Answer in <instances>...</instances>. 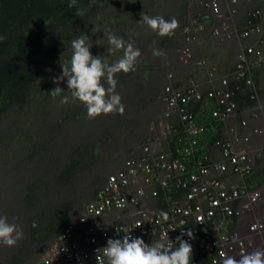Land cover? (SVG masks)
I'll return each instance as SVG.
<instances>
[{"label":"trees","instance_id":"16d2710c","mask_svg":"<svg viewBox=\"0 0 264 264\" xmlns=\"http://www.w3.org/2000/svg\"><path fill=\"white\" fill-rule=\"evenodd\" d=\"M202 1L78 0L76 8H69L70 0H0V35L6 37L0 41V216H7L24 234L14 247L0 245V264H42L65 228L105 183V170H117L153 139L150 127L166 109L163 91L170 75L177 78V86L196 82L202 70L208 78L211 74L226 77L239 106L238 121L260 111L264 60L257 64V53L248 54L239 70V47H231L232 53L221 59L215 50L226 41L216 31L234 24L227 6L231 0H221L223 18L209 13ZM77 8L84 10L83 17L76 14ZM252 8L238 21V32L260 22L254 14L261 6ZM141 13L167 20L175 17L179 28L175 35L162 37L141 22ZM95 26L101 31L94 33ZM200 26L202 31L197 30ZM104 32L134 41L142 54L135 71L117 74L116 91L125 112L90 119L84 104L71 102L67 78L60 83L54 78L62 74L61 58L70 62L71 41L81 35L91 38L93 55H103L109 63L120 58L122 51L108 54ZM98 39L102 45L95 43ZM241 40L243 46L250 40L256 45L264 43V35ZM188 45L192 48L190 65L181 58ZM153 49L165 55L155 56ZM241 71L244 76L239 75ZM57 87L64 91L54 95ZM65 95L69 103L61 104ZM214 106L208 101L196 105L194 111L206 114ZM175 124L182 127L178 120ZM169 138L178 155L179 137ZM224 139L221 130L205 135L201 154ZM244 183L250 189L264 183L261 156Z\"/></svg>","mask_w":264,"mask_h":264},{"label":"built area","instance_id":"2783aa9c","mask_svg":"<svg viewBox=\"0 0 264 264\" xmlns=\"http://www.w3.org/2000/svg\"><path fill=\"white\" fill-rule=\"evenodd\" d=\"M210 6L219 11L216 1ZM167 91L169 107L179 109L186 122L185 160L173 159L169 152L152 154L149 147L144 157L128 160L87 206L79 219L83 228L76 231L70 225L45 264H106L102 248L107 240L122 239L129 232L148 244L163 239L177 247L175 240L182 230H191L194 239L183 236L193 245L191 264H205L207 259L211 264H223L225 256L239 259L241 254L264 250V187L250 191L222 178L250 174L254 165L252 153L241 150L237 139L224 144L221 162L194 159L198 136L214 129V125L199 123L184 107L179 108V101L186 104L199 99L200 92ZM231 95L224 91L210 93L225 106L213 112L215 118L225 120L233 115L237 104L230 100ZM253 133L257 140L254 150L264 155V125ZM244 140L250 142L249 136ZM157 186L169 190L161 199ZM233 203H237L236 207ZM73 234L77 239L72 240Z\"/></svg>","mask_w":264,"mask_h":264},{"label":"clouds","instance_id":"9594fccd","mask_svg":"<svg viewBox=\"0 0 264 264\" xmlns=\"http://www.w3.org/2000/svg\"><path fill=\"white\" fill-rule=\"evenodd\" d=\"M216 1L219 5V11H215L211 8L210 4ZM256 0H231L228 7H230L229 12L232 17V25L225 24L220 30H217L216 33L220 35L221 39L226 41V45L230 47H239L237 49V68L241 70L243 68L242 62H247L248 54L258 55L257 64L264 60V52L257 50L256 47L252 44L243 46L241 38H247L251 36L261 37L264 35V7L255 10V16H258L260 22L245 28L244 31L238 32L236 25L240 20V6L243 3H253ZM134 2V0H133ZM78 0H70L68 5L69 8H76ZM202 4L205 9L209 11L212 15L223 18L225 11L222 6L221 0H203ZM244 6V5H243ZM251 8L246 15L252 11ZM76 14L80 17H83L84 10L77 8ZM142 21L148 27H150L154 32L160 36H173L175 31L179 28V21L173 17L171 20L165 19L164 16H149L145 13H141ZM101 19V17H97ZM250 23V21H249ZM198 31H202L203 27H199ZM92 31L99 32L101 31L98 27H94ZM190 31V29L188 30ZM187 31V32H188ZM246 32L248 35H246ZM108 41V54H115L117 51H122V56L116 61L109 63L107 60L103 59V55H93L90 49L93 44L89 43L91 38L88 35H81L76 39L71 41L72 54L70 57L69 63L62 62L61 58V67L62 74L59 77L54 78L55 83H60L65 78H67V88L71 92V102L75 103L77 100L84 104L87 110V115L90 119H94L100 115H109V114H123L125 112V105L122 103L121 95L116 91L118 78L117 74L129 73L136 70L139 57L141 56V50L135 46L134 41L125 40L122 36H117L111 32H104ZM6 37L0 35V41H3ZM189 43L193 40L189 38ZM95 43L102 45L101 39H98ZM263 43V42H262ZM261 44V42H260ZM252 49V51H249ZM153 54L155 56H164L165 52L161 49H153ZM182 61L186 65L192 64V48L188 45L181 52ZM240 76H244V72H239ZM226 81V83H224ZM177 78L174 75L169 76V83L165 86L163 91L164 102H165V111L160 115L151 127L150 131L154 132L153 139H151L142 149L141 153L136 156L127 158L121 165L120 168L114 172L107 175L105 183L101 188L95 193L92 200L86 205L83 213L78 216L76 221L70 223L65 230L70 226L74 225L76 231L83 228V224L79 222V219L86 212L87 206L93 201L97 193L105 186L109 177L118 173L125 166V163L131 159H138L145 156L147 153L146 148L149 147L151 153H164L169 152L171 158L185 160L187 155L184 153V141L186 138V122L182 118V113L179 109L172 110L169 107V98L170 92L167 91V88H170L171 91H180L182 93H188L191 90L200 92L202 97L197 99L193 98L186 104L182 101H179V108L184 107L188 114H191L197 122H212L214 129H208L207 131L201 133L198 136V151L193 156L196 160H203L207 162L218 163L223 161V146L228 141H234L239 139V147L241 150L252 153L254 157V165L250 174L244 175H224L222 178L230 184L234 182L239 184L241 187H246V189L253 191L264 187V183L259 188H249L245 183V177L250 176L255 168L257 156H261L264 160V155L256 152V137L254 135V129L256 127L264 125V105L260 106V111L255 114L244 118L242 121H238L237 111L238 103L234 100V92L229 89V79L226 77H215L214 74H211L203 85L193 82L191 85H176ZM250 83L251 80H248ZM64 91L63 88L57 87L52 90L54 95H58ZM224 91L230 92L231 101L237 104V108L233 115L228 117L225 120H219L213 116V112L219 109H224V105L219 104L216 97L210 96L211 92ZM208 101L215 104V106L206 114H200V111H194V107L198 104H204ZM61 104L69 103V97L63 96L60 101ZM178 120L182 124L181 128H178L175 124V121ZM246 122V124H244ZM221 130L225 135V139L216 144L209 152H206L205 155L201 154V149L203 145L201 144L202 138L210 133H215ZM172 136H177L178 141L180 142V147L178 149V155H175V152L172 150L171 138ZM249 136L250 142H245L244 137ZM220 154V158L218 156ZM228 178V179H227ZM158 187L160 199L165 195V192L169 190H164ZM159 199V197H157ZM160 199L158 201H160ZM237 203H233V207H236ZM122 206V205H118ZM165 219L167 216L165 214ZM234 219H236L234 217ZM35 226V224L33 225ZM65 230L59 237V241L55 246L45 255L42 259V264H45L47 257L54 252L57 245L62 242L61 237L64 234ZM187 235L189 238H195L194 233L191 230L186 232L182 230L181 236L176 238L178 242L177 247H173V244L167 240H160L157 242H152L148 244L142 237H133L131 232L126 233L122 239H113L109 238L107 244L103 247L102 255L105 258L106 264H191L193 257V245L188 241L183 239L184 235ZM22 229L15 223H10L7 216H0V245L14 247L18 242L23 238ZM72 240L77 239L75 234L72 235ZM100 250V249H99ZM98 250V254H99ZM240 258L237 259L234 256H225L223 257V264H264V250L256 249L247 254H241ZM211 264L210 260L207 259L205 264Z\"/></svg>","mask_w":264,"mask_h":264},{"label":"bare ground","instance_id":"6f19581e","mask_svg":"<svg viewBox=\"0 0 264 264\" xmlns=\"http://www.w3.org/2000/svg\"><path fill=\"white\" fill-rule=\"evenodd\" d=\"M244 5V6H243ZM263 6L264 7V0H256L255 2H253V3H243L241 6H240V18L239 19H242V18H244L245 17V15H246V13L252 8V7H254V6ZM248 43H250V44H254L255 45V43L252 41V40H250V41H248ZM258 49H260L261 51H263L264 52V43H259V44H257L256 43V45H255ZM219 51H220V58L221 59H225V57L226 56H229L231 53H232V50H231V47L228 45V46H226V45H224L223 46V48H220L219 49ZM236 52V51H235ZM195 80H196V83L197 84H201V85H203L205 82H207V80H208V74L206 73V71H203L202 70V73L200 74V75H197L196 76V78H195ZM218 156H219V158H220V154H218Z\"/></svg>","mask_w":264,"mask_h":264},{"label":"rangeland","instance_id":"374dc122","mask_svg":"<svg viewBox=\"0 0 264 264\" xmlns=\"http://www.w3.org/2000/svg\"><path fill=\"white\" fill-rule=\"evenodd\" d=\"M219 49L220 48H217V50H215L219 55H220V51H219ZM65 85L67 86V82L65 83ZM54 102H56L55 100H54ZM58 103V102H57ZM53 104V103H52ZM125 158H127V157H125ZM125 158L124 159H122V162L125 160ZM120 166H121V164H120ZM120 166L118 167V168H120ZM117 168V169H118ZM116 169H114L113 167H112V169L109 167L107 170H105V175H108V174H110V173H112V172H114Z\"/></svg>","mask_w":264,"mask_h":264}]
</instances>
